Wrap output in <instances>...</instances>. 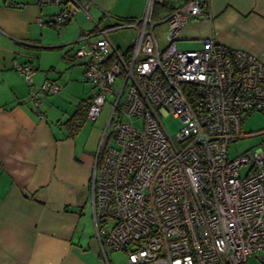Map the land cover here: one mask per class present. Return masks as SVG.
I'll return each mask as SVG.
<instances>
[{"label": "built area", "instance_id": "obj_1", "mask_svg": "<svg viewBox=\"0 0 264 264\" xmlns=\"http://www.w3.org/2000/svg\"><path fill=\"white\" fill-rule=\"evenodd\" d=\"M35 1L54 8L37 17L40 25L90 18L89 0ZM152 5L137 18L92 20L75 40L82 43L73 56L94 91L86 119L113 98L91 175L96 236L125 253L121 264H248L250 257L264 264V148L228 153L244 136L243 117L264 113V61L212 37L198 48L177 47L187 18L205 17L206 0H185L159 20ZM160 23L164 46L154 33ZM125 27L135 34L124 50L109 33ZM15 67L32 86L34 66ZM60 89L49 78L40 84L46 93ZM37 95L31 89L35 108ZM167 114L180 120L173 136L162 121Z\"/></svg>", "mask_w": 264, "mask_h": 264}, {"label": "crops", "instance_id": "obj_2", "mask_svg": "<svg viewBox=\"0 0 264 264\" xmlns=\"http://www.w3.org/2000/svg\"><path fill=\"white\" fill-rule=\"evenodd\" d=\"M89 1L90 18L82 13L88 22L78 25V32L91 28L92 20L102 25L137 18L148 0ZM184 1L170 3L176 7ZM206 1L205 17L189 16L176 34V45L183 39L193 45L190 48H198L201 39L212 37L264 61V0ZM52 10L45 13L35 0H0V264H116L113 249L95 233L91 175L97 150L77 141L79 131L68 135L65 120L45 106L48 93L40 84L48 76L28 50L36 47L37 41L29 38L36 24L57 27L36 20ZM166 33L164 25L163 43L157 36L160 46L167 42ZM24 62L35 68L32 86L15 67ZM31 89L38 92L37 108Z\"/></svg>", "mask_w": 264, "mask_h": 264}, {"label": "rangeland", "instance_id": "obj_3", "mask_svg": "<svg viewBox=\"0 0 264 264\" xmlns=\"http://www.w3.org/2000/svg\"><path fill=\"white\" fill-rule=\"evenodd\" d=\"M43 9L45 13L52 10L51 7H45ZM78 14L77 22L73 20L71 23L63 26H39L36 24L29 37L37 41L33 43L36 47L28 48L30 50L29 52L33 55V58H31L33 63L36 65L42 64V69L47 73L48 78H55V82L61 86V89L57 93H48L45 101V106L54 110L61 121L66 120L83 100H86L94 93L92 85L83 78L81 61L73 56L74 50L82 43L74 42L78 39L79 35L78 25H83L85 22H88L82 13ZM107 23L103 22L102 25H106ZM110 23H113V21ZM161 24L155 27L154 33L160 38V42L163 43L161 37L164 25ZM42 29L44 32H42ZM42 33L43 35L41 37L40 35ZM73 35H76L75 40H70L69 38H73ZM40 37L42 39L38 42ZM110 37L113 41L120 44L121 48H125L133 39L134 31L131 28H120L111 31ZM62 41L65 42L62 43ZM56 44L59 46L61 44L65 45L56 47ZM177 45L180 49H189L193 46L188 45L183 39H179ZM67 50L68 56L65 54ZM40 71L42 72L43 70ZM106 98L108 103L113 102L112 97L107 96ZM108 103L102 106L100 114L94 121L84 120L77 136V141L80 144L86 147L92 146L94 151L97 150L100 137L108 120L110 112V105ZM162 121L167 132L172 136L180 127L179 118L174 117L172 114L164 116ZM110 130L111 127L109 128ZM241 130L244 136L231 142L228 146L230 156L235 157L248 149L256 147L264 148V113L252 111L246 114L241 121ZM85 212L87 214L90 212L89 201L86 203ZM113 253L116 264H121L125 260L126 256L124 252L113 250ZM259 263L260 260L257 257H250L248 259V264Z\"/></svg>", "mask_w": 264, "mask_h": 264}, {"label": "trees", "instance_id": "obj_4", "mask_svg": "<svg viewBox=\"0 0 264 264\" xmlns=\"http://www.w3.org/2000/svg\"><path fill=\"white\" fill-rule=\"evenodd\" d=\"M174 7L171 5L170 0H161L159 2H153L152 5V17L154 20H159L166 13L170 12ZM90 97L83 100L75 109V111L64 121L65 128L68 135H75L83 125L86 119L85 112Z\"/></svg>", "mask_w": 264, "mask_h": 264}]
</instances>
